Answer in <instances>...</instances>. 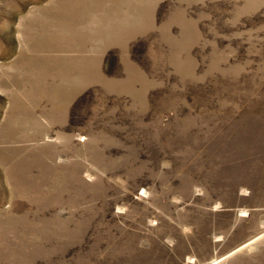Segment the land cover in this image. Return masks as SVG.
<instances>
[{"label": "rangeland", "instance_id": "rangeland-1", "mask_svg": "<svg viewBox=\"0 0 264 264\" xmlns=\"http://www.w3.org/2000/svg\"><path fill=\"white\" fill-rule=\"evenodd\" d=\"M0 264H264V0H0Z\"/></svg>", "mask_w": 264, "mask_h": 264}]
</instances>
